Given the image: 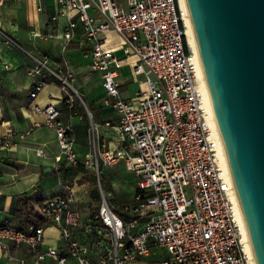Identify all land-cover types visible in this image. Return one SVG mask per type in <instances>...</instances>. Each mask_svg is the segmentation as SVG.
Listing matches in <instances>:
<instances>
[{
	"label": "built area",
	"instance_id": "obj_1",
	"mask_svg": "<svg viewBox=\"0 0 264 264\" xmlns=\"http://www.w3.org/2000/svg\"><path fill=\"white\" fill-rule=\"evenodd\" d=\"M9 0H0V8ZM65 18L61 32L63 50L74 38L76 27L84 42L81 57L98 76L108 99L115 139L105 142L94 132L89 111L77 112L74 76L65 62L57 68L46 65L45 56L22 50L0 27V38L30 57L31 79L26 100L41 120L22 131L0 132V149L34 129L53 130L58 149L55 162L76 164L95 175L97 204L79 206L72 193L76 179L56 173L58 192L43 199L33 210L39 224L20 229L0 222V249L7 260L10 248L22 247L29 262L17 264H128L137 263L164 249L166 259L146 264H249L243 231L239 224L228 172L219 163V138L203 90L196 75V52L185 37L184 4L181 0H53ZM183 2V1H182ZM114 33L120 55L102 49L99 34ZM132 57L131 74L142 75L144 87L128 100L118 94L121 59ZM46 78L54 80L62 94L67 115L53 104L32 103ZM85 116L90 151L80 159L73 151L71 118ZM34 154L39 156L40 149ZM121 164L134 177L128 203L118 214L103 195L97 181L100 167ZM55 232V243L46 244L44 230ZM51 238V237H50Z\"/></svg>",
	"mask_w": 264,
	"mask_h": 264
},
{
	"label": "crops",
	"instance_id": "obj_2",
	"mask_svg": "<svg viewBox=\"0 0 264 264\" xmlns=\"http://www.w3.org/2000/svg\"><path fill=\"white\" fill-rule=\"evenodd\" d=\"M54 9L56 7L53 0H9L0 8V27L22 50L33 56H36V53L45 56L46 65H49L50 68H57L63 62L68 68L69 66L74 67L73 70L69 69L72 70L75 77L73 84L76 88L90 86L92 83L90 82V76L94 77L98 83L99 93L103 95L102 101L98 104L99 108H107V111L103 110L101 114H99L98 109L94 108V117L98 118L96 123L100 122L99 128L101 129L99 132L95 130V133L99 139H103L105 142L113 141L115 139L114 131L104 126L103 121L114 124L115 118L108 99L100 88L98 76L88 70L86 61L81 57L84 42L79 35L78 26L74 38L67 42L61 50V32L65 26V18L58 14L57 9L56 11ZM55 16L62 17L63 20L60 19L57 24H51L50 22L55 19ZM53 31L59 33L58 41L55 37L50 38ZM54 43L58 53L57 58L49 55V52H45L51 50ZM22 50L12 44H5L0 38V132L8 129L22 131L32 122L41 120L39 115L30 110V104L26 100V94L31 84L27 71L32 61ZM116 55L119 56L120 53ZM127 58H130L133 64L134 59L132 57ZM81 71H86L87 75L81 77ZM118 88H120L119 83ZM119 92L118 89V94L122 99L128 100L130 98L126 99ZM61 98L62 94L59 92L56 82L46 78L32 103L40 106L48 103L53 104L59 109L61 120H64L67 112ZM88 101L91 105L95 104V102H92L91 97H88ZM87 123L83 114L79 120L71 118V129L74 138L73 151L79 159L90 151L89 141L86 140ZM36 149L41 150L39 156L34 154ZM57 152L54 132L45 127L34 129L28 135L16 140L15 144L8 149H0V222L3 221L17 226L20 216L18 209L22 207L23 201L33 211L43 199L58 192L59 188L55 185L57 172L64 176L66 181L69 180L66 173L68 166L61 161H54ZM51 174L52 191L47 195H40L41 189L37 184H39L41 177ZM35 192H37V196ZM79 202L78 200V205L81 207L82 204ZM54 236L53 229L46 228L44 230L46 244L55 243ZM8 253L13 259L7 260L5 253L0 249V264H17L15 258L19 256H23L27 262L30 261L28 254L24 252L22 247L10 248Z\"/></svg>",
	"mask_w": 264,
	"mask_h": 264
},
{
	"label": "water",
	"instance_id": "obj_3",
	"mask_svg": "<svg viewBox=\"0 0 264 264\" xmlns=\"http://www.w3.org/2000/svg\"><path fill=\"white\" fill-rule=\"evenodd\" d=\"M183 4L251 256L264 264V0Z\"/></svg>",
	"mask_w": 264,
	"mask_h": 264
},
{
	"label": "rangeland",
	"instance_id": "obj_4",
	"mask_svg": "<svg viewBox=\"0 0 264 264\" xmlns=\"http://www.w3.org/2000/svg\"><path fill=\"white\" fill-rule=\"evenodd\" d=\"M120 4H122V0H117ZM56 11V9H54ZM63 20L62 17L55 16V19L52 20L51 24H57L59 20ZM55 37L56 39L59 37V33L53 31V34L50 35V38ZM55 40V39H54ZM56 41V40H55ZM58 41V39H57ZM56 41V42H57ZM99 45L102 49H109L114 50L116 54L120 53V41L118 37L111 32H106L99 34L98 36ZM49 52L48 54L53 56L54 58H57L58 53L56 52V45H52L51 50L45 51ZM42 55V54H37ZM58 60V59H57ZM68 63V62H67ZM81 64V63H80ZM121 68L119 72V76L117 78V81L120 85L119 93L125 97L126 99L129 97H132V94L134 91H136L139 87H144V78L142 75L134 76L130 72V66L132 64L130 58H124L121 60ZM68 65H70L68 63ZM49 66V65H48ZM50 67V66H49ZM69 68H74L72 66H69ZM73 70V69H72ZM71 70V71H72ZM87 75L86 71H81L80 76L83 77ZM75 80V77H74ZM73 80V81H74ZM79 81V80H78ZM90 82L91 85L81 88H76L73 84V87L76 89L78 97L75 98V109L77 111H83L84 107L87 108L90 112L91 116V123L93 126H95V130L99 132L101 129L99 128L100 122L96 123V120L98 118L94 117V108L98 109L99 114L103 113V110L105 112L106 109H100L99 108V102L102 101L101 98L103 95L99 93L98 89V83L94 79L93 76H90ZM88 97L92 98V102H95L94 105H91L88 101ZM82 101V103L80 102ZM101 107V105H100ZM109 109V108H108ZM99 121V120H98ZM88 124V123H87ZM87 141H89V131L87 130ZM66 173L68 174V179H76L74 182V187L72 188V193L74 194L75 198L79 200L80 204L82 206H88L90 209L94 208L97 204L98 200V193L96 189V183H95V175L90 171V169H82V170H76L73 167H67ZM97 181L101 187V190L103 192V195L106 197V200L108 204L111 206L112 210L118 214V212L121 209L122 204H126L131 199V194L134 188V177L131 175V173L126 172L123 170L121 164H118L116 166L112 167H100L99 174L97 176ZM51 183H52V174L48 176L41 177L39 184L37 186L41 189L40 195H47L52 191L51 189ZM37 192H35V195ZM37 196V195H36ZM168 257V254L166 251L162 248L160 249H154L153 254H150L147 258H142L137 261L135 264H146V262L149 259L156 258V259H166ZM133 264V263H128Z\"/></svg>",
	"mask_w": 264,
	"mask_h": 264
},
{
	"label": "bare ground",
	"instance_id": "obj_5",
	"mask_svg": "<svg viewBox=\"0 0 264 264\" xmlns=\"http://www.w3.org/2000/svg\"><path fill=\"white\" fill-rule=\"evenodd\" d=\"M182 1L183 0H181V4H183ZM185 24H186L185 25L186 26V29H185L186 41L189 44V46L193 49V52H195L194 42H193V38H192L189 22H188L187 19H185ZM196 75H197V77L199 79L201 88L203 90L204 99H205V102L207 104L208 112H209L210 117H211V124H212L213 128L216 129L215 128V124H214V120H213V115H212V111H211L210 102H209V99H208V96H207V92L205 90V86H204V82H203V78H202V74H201V70H200L198 62L196 64ZM219 163L221 164L222 168L227 173V167H226V163H225V159H224V156H223V152H222V148H221L220 143H219ZM232 199H233V202H234L235 212H236L239 224H240L241 229L243 231V235H244V237L246 239V234H245V231H244V227H243V224H242L241 216H240V213H239V210H238V206H237V203H236V199H235L234 193L232 195ZM245 244H246V249H247V252H248V255H249V264H254L247 240L245 241Z\"/></svg>",
	"mask_w": 264,
	"mask_h": 264
},
{
	"label": "trees",
	"instance_id": "obj_6",
	"mask_svg": "<svg viewBox=\"0 0 264 264\" xmlns=\"http://www.w3.org/2000/svg\"><path fill=\"white\" fill-rule=\"evenodd\" d=\"M73 168L76 170H82L81 166L78 164L73 166ZM18 212H19L20 216L18 218L16 227L25 230L29 226H36L39 224L38 215L36 213H34L31 209H29V207L25 201H23L22 207H19Z\"/></svg>",
	"mask_w": 264,
	"mask_h": 264
}]
</instances>
